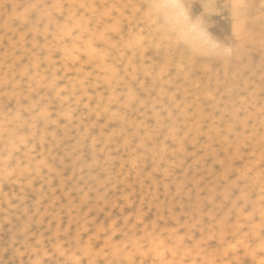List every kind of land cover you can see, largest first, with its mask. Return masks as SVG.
<instances>
[{
    "label": "rangeland",
    "instance_id": "obj_1",
    "mask_svg": "<svg viewBox=\"0 0 264 264\" xmlns=\"http://www.w3.org/2000/svg\"><path fill=\"white\" fill-rule=\"evenodd\" d=\"M7 1L16 5L15 0ZM45 1L47 0H27L24 4L44 3ZM53 1L50 0L52 3ZM85 1H91L94 5H120V2L124 0H102L104 3L101 0ZM135 2H139V0H135ZM23 11V9L18 11L10 9L6 17L17 15L18 12ZM111 11L110 8H96L93 16L98 21L101 13ZM219 13L218 10L212 13L211 19L216 20V15ZM92 26L96 30L95 24ZM108 26L110 25L105 24V27ZM40 34L39 37H44L47 34V29H42ZM100 37L101 34H97L95 39L99 40ZM228 38L232 39L231 35ZM62 39L64 36L54 37V42L60 44L62 60H55L52 50L40 58L36 54V49L17 55L14 68L17 77L9 79V82L12 83L11 88L5 87L4 91H1V88L5 86L3 80L7 78V75L4 69L3 72L0 71V137L5 138L3 132L13 120L8 117V114L3 116L2 112L9 113L13 110V108L7 110L4 105L11 99L13 92H17L15 90L17 87L20 91L26 89V94L29 93L27 83L38 91L49 90L50 95L54 94L57 97L54 96L52 102L63 103L61 98L63 93L61 92L65 88L63 84L65 79L64 76L58 75V68L69 60L71 65L76 66V70L81 72L82 64L73 61L74 58L70 55L73 54V51L70 49L74 48L71 42ZM8 40L9 38H7ZM40 44L49 47L48 43L40 42ZM102 49L109 57L110 49L103 48V46ZM262 55L264 53L261 52L257 40L248 51L247 60L241 63L238 68L227 70V72L225 69L220 73L217 69L215 73H209L211 77L208 73L201 72L190 80L179 76V80L172 84L171 88L164 87V94H161L160 87H151V91L148 90L146 96L147 101L144 104L136 103L137 114H133L130 109L133 105L129 104L127 100L121 102L118 93H111L113 89L106 88V98L110 99V104L113 107V109L109 107L108 117L114 122L119 120L120 127L124 122L123 130L127 131L124 138L118 133H113L116 125L114 122L105 129L95 128V125H99L103 121L102 114H99L91 132L87 136L85 133V136L90 137V140L86 141L85 138L81 145L82 148L76 149L75 143H79L77 133L61 141H58L57 134L65 125L69 126L72 119H67L62 114L52 117L47 107L45 109L48 111L47 118L40 124L38 132L32 133L35 139L28 145V148L13 153L9 148H5V145H0V148H5L4 155L0 157V183L3 184L0 186V261L3 264H35V260L40 259V262L48 260L61 264L62 260L82 259L83 256L77 252V249L73 250L69 244L68 249H64L66 254L63 256L61 254L53 255L51 251H48L55 247L53 237L57 236L58 232L66 239L75 235L78 240L82 238L87 242L92 238L97 244H100V248L96 249L95 254L91 256L93 264H99L100 261L111 264L113 259L126 260L129 258L135 261V264H209L204 259L206 256H211V264L216 261H219L220 264H231V261L234 260L242 261L244 264H256L253 262L259 257L264 258L261 255L258 229L251 236L253 240L251 243H254L251 251L245 254H240L239 251L230 252L228 247L223 246L219 238L216 240L211 254L207 251L209 246L197 247L195 251L189 250L192 246H186L185 250L180 251L178 255H167L166 257L163 250L161 255L150 253L147 249H142V254L133 252L131 249L126 253L123 252L126 244L145 237H152V235L143 234V229L151 225L152 222H159L158 229L160 230L161 224L167 220L165 217H171L172 206L176 207L174 211L178 219L181 220L183 229L186 227L185 224L193 226V230L184 229L179 232V236H172L174 240L185 236L191 237L194 231L209 227L211 222L220 223L231 214L233 205L229 204L230 191L226 190L222 184V172L218 164L225 158H233V154L229 151L226 132L229 130L228 125L233 122L241 110L237 112L235 108L229 107V113L224 117L222 112H216L217 109L208 104V102L217 99V97L212 99L208 95V90L211 87L217 88L220 99L227 101L229 94H233L240 88L245 100L239 101H244V106L249 109L247 112L249 115L257 117L261 107L260 80L264 75L261 72ZM113 57H115L114 52L109 59ZM83 59L88 62L99 60L97 55L91 54L84 55ZM127 59L128 56L125 61ZM34 60H39L38 62L41 64V69L37 74H34ZM50 61L56 62V65L45 71L44 63ZM144 67L146 68V62H144ZM35 75L38 77L30 79ZM103 75L104 71H100V76ZM171 76L162 81L161 85L163 86L164 82L171 80ZM198 76H202L204 80L198 81ZM142 78L141 75V80ZM207 78L211 79L207 80ZM120 79L123 82L121 87L123 89L129 81L123 72ZM51 83H54V89H49ZM247 88L249 95H247ZM85 89L86 86L76 89L81 99V106L72 100L68 103L81 115L84 114L88 97ZM122 95L126 96L127 91H122ZM163 96L167 101L169 98L171 101L176 98V103L173 101L175 105H165ZM49 102L48 99L43 106L48 105ZM185 102L187 104L183 105ZM35 104L37 103L35 102ZM185 106L188 108L182 111ZM254 106L259 108L258 112L251 110ZM195 109H201L200 111L205 114L212 117L218 116L222 120L221 133L214 137L217 139L216 145L211 141L202 143L201 137L194 138L195 131L201 128L200 125L202 126L200 131L211 134L208 130L209 125L206 124L209 120L202 123L198 115L192 113L193 110L196 111ZM118 113H120V118L116 119L115 115ZM253 126L257 129L256 139L252 142L249 150L244 153L246 159L243 160V165L237 164L236 168L244 166L251 170V177L247 185H241V187H247L250 193L255 192L253 203L259 206L260 177L264 169L261 168V136L258 131L260 127L258 118H254ZM106 132H108L109 138H104L103 134ZM139 133L143 134L141 138L136 137ZM174 138L177 140L172 142ZM45 140L50 143L49 146L44 144ZM163 140L172 143V147L168 144L160 145ZM179 140H184L183 147L180 144L181 152H176L173 156L172 153L177 149L175 143ZM155 145L156 147H154ZM220 147L222 150L217 153L216 150ZM149 148L150 151H148ZM182 152H185L183 158ZM178 156L179 162L175 164ZM13 158L17 162L16 165L11 168L7 167ZM53 160L56 161V165H51ZM138 162L140 177L139 175L137 177L133 168L134 164ZM21 169L26 175L21 173ZM184 169L189 170L192 180L191 187L187 186L182 178ZM140 180L149 187V190L139 184ZM170 180H175V185L172 187L163 185ZM213 187L217 189L214 190L216 191L214 193H212ZM30 189L38 190L42 194L32 198L30 195L33 192H31L21 200L22 197L19 194L26 193ZM209 196H212V199ZM83 199H86L87 202L85 203ZM195 199L194 205H186L189 200L194 201ZM232 200L234 203L235 197H232ZM20 202L26 209L17 208ZM160 202H164L166 205L164 213L159 209ZM183 207L188 208L183 210ZM15 211H19L13 217L15 224L6 221V214ZM206 220L208 223L205 222ZM30 223H32L31 233L27 235L23 233L21 237L14 233L16 224L19 229L20 226ZM178 225V221L175 220L171 226L164 229V232L171 234L174 230L181 229ZM104 232H107L108 235L103 236ZM33 235L36 237V242L40 244L39 250L35 247V243L29 245V239ZM207 235L218 236L219 234L213 231ZM113 237H119V239H113ZM134 237L136 238L134 239ZM105 240L109 243L113 242V251L118 253L114 258L111 257V253L102 251L104 247L102 241ZM232 243L234 244L235 241ZM42 251L45 252L42 253ZM9 257L12 258L9 259Z\"/></svg>",
    "mask_w": 264,
    "mask_h": 264
},
{
    "label": "snow or ice",
    "instance_id": "obj_2",
    "mask_svg": "<svg viewBox=\"0 0 264 264\" xmlns=\"http://www.w3.org/2000/svg\"><path fill=\"white\" fill-rule=\"evenodd\" d=\"M172 9L176 10L177 19L181 21V27L177 31L172 21L167 16L153 15L154 0H139V2L125 3L120 5H84L52 3L50 0L44 3H29L21 5H3L5 9H23L17 15L11 16L14 24L20 25L22 29H30L31 32L40 34L42 29L51 30L58 36H66L68 33L75 35L85 27V21L80 19L77 27L75 17L88 8L112 9L111 12L101 13L99 20L94 17L86 22L87 28L91 29L95 24L96 31L103 32L99 40L95 41L97 46L110 49L111 52L125 56H131L127 69L117 66L114 69V77L119 78L123 72L129 83L125 84L127 95H121L120 100H127L129 104L135 105L139 102L141 95L150 87H160L161 94H164V87L161 82L171 76L173 72L182 76L185 80L196 77L199 73H215L217 69L223 71L238 68L248 58V51L253 44L259 42L261 52L264 53V0H229L223 3L222 0H205L196 6V0H169ZM220 11L231 13L233 19L234 36L228 43L218 41L208 31L211 14ZM105 24L110 26L105 27ZM92 35L85 33V38ZM70 38V37H69ZM114 41V42H112ZM150 51L157 54L158 62L154 65L144 67V57ZM261 72L264 73V55L261 58ZM143 75V80H141ZM115 82V80H114ZM8 87H11L8 85ZM19 91V87L15 89ZM261 107L257 117L249 115L241 109L226 132L229 151L233 154L232 159L225 158L218 164L222 172L221 181L226 190L230 191L229 204H232L231 214L226 220L220 223L211 222L209 227L203 230L194 231L191 237L185 236L179 240L172 239V236H179L183 228L160 233L157 230L151 238L145 237L139 241L126 244L123 252L130 249L133 252L141 253L142 249L150 253L161 255L162 250L167 255H178L185 250L186 246H192L189 250L195 251L197 247L211 246L219 238L223 244L228 245L230 252L244 250L249 245V240L258 229L261 255L264 256V171L260 177V199L259 209L253 203L255 192H249L247 185L251 177V170L237 164L243 165L246 153L252 142L256 139L257 129L253 126L254 118L260 122L259 133L261 136V168L264 169V75L260 80ZM18 105H28V99L21 93ZM13 115V120L3 132L5 142L12 145L13 153L28 148L38 132L40 124L47 118V114L41 109V105L35 108L18 107ZM242 118V119H241ZM7 154V149H6ZM13 158L7 165L11 168L16 165ZM21 173L23 170L21 169ZM26 175V173H23ZM232 197H235L233 203ZM206 223L207 220L205 221ZM258 222V223H257ZM199 227V226H198ZM215 231L218 236H208ZM32 232V227L25 225L24 233ZM103 236L108 233L104 232ZM119 239V237H113ZM235 241L233 244L232 242ZM55 247L48 249L53 255L66 253L69 241L62 235L53 237ZM35 243L39 250L40 244L36 242L33 235L29 239V245ZM77 248V252L83 256L82 259L71 261L62 260L61 264H93L91 256L95 250L100 248L94 239L90 238L85 242L82 238L71 241ZM102 251L117 255L113 251V245L108 241H102ZM118 248V246H116ZM70 251V249H69ZM122 254V253H120ZM142 254V253H141ZM36 264H56L55 261H37ZM99 264H105L100 261ZM111 264H135L129 259H113ZM213 264H220L219 261ZM231 264H244L239 260L231 261ZM264 264V259L260 261Z\"/></svg>",
    "mask_w": 264,
    "mask_h": 264
},
{
    "label": "bare ground",
    "instance_id": "obj_3",
    "mask_svg": "<svg viewBox=\"0 0 264 264\" xmlns=\"http://www.w3.org/2000/svg\"><path fill=\"white\" fill-rule=\"evenodd\" d=\"M25 1L27 0H15V4L16 5H21L24 4ZM47 2V1H45ZM102 3H104V1L101 0ZM135 2V0H124L121 1L120 4H125V3H133ZM223 3H228L229 0L223 1ZM53 3H67V4H84V5H94L91 1H85V0H54ZM90 3V4H89ZM199 3H203V0H196V6L198 7ZM13 5V3L11 1H7V0H0V71L3 72V69L6 72L7 78H4L3 83L5 84V86H3L1 88V91H4V88H11L8 87V85L11 86L12 83L9 82L10 78H16L17 75L15 74V59L16 56L23 53H26L28 51H33V49H36V54L37 56L40 58L42 55L46 54L47 52L52 50L53 53V58L55 60H62V50H60V44H57L54 42V37H59L58 35H56L54 32H52L51 34L50 31L47 29V34L44 35V37H39L41 34L37 35L34 32H31L30 29L24 28L22 29L20 25L17 24H13L11 17L8 16L6 17V15L9 13L10 9H5L3 7V5ZM96 9V8H95ZM94 8H88L85 9L84 12H82L80 14V17H75V9H73V16L75 19V24L72 27H77L80 24V19L83 18L85 21V27L78 33H76L75 35H72L71 33H68L66 36H64V41H69L71 42V45L73 46L74 49H70L71 51H73V54H70L74 60L73 61H77V63L82 64V71L78 72L76 69V66L71 65V63L68 62L67 63H62L61 67L58 68V75H61L62 77L64 76L63 80V84L65 85V88L63 89V91L61 93H63V96H61L63 103L60 104L59 102L55 101L52 102L53 97L55 96L50 95L49 90H42V91H38L34 86H31L30 84L27 83V87L29 88V90H27L29 93L26 94L25 91L26 89L23 90H19L17 92H13L12 97L10 100H8L5 105L4 108L6 107L7 110H10L11 108H13V110L9 113H6L5 111H3L2 113L4 114L3 116H5L6 114H8V117H10L11 119L13 118L12 113L15 112V110L18 107H25V105H18L17 101L20 98L21 93H23V95L28 99V105H26V107H37V105H41V109L44 113H48L47 107L49 108L52 117H57L59 114L65 115V117L67 119H72L71 120V124L65 125L59 132H57L58 134V141H61L63 139H65L66 137H71L73 136L74 133H77L78 136V142L79 143H75V148H82L81 145L84 142L85 138L86 141L90 140V137H86L92 130L93 125L95 124V121L97 120L96 117L99 114H102V118L103 121L101 124L99 125H95L94 127H101V128H107L109 127V125L114 122L113 119L108 117V113L110 111V108L113 109L112 105L110 104V99L106 98L105 95V90L106 88H112L113 92L118 93L119 97L122 95V91H125L126 88L121 89L122 87V80L120 79L122 77V73L120 75L119 78H115L114 77V69H117V66H121L124 69H127L128 63L131 59V56H128L127 61H125L126 56L123 55L122 53L117 54L115 53V57L109 59V57L111 56L112 52L110 53L109 57L107 56V53L105 52L104 49H102V46H97L95 41H97V39H95L97 34H102L103 32V28L101 32H96L95 27L92 26L91 29L87 28L86 26V22L88 20H91L94 18L93 13L95 11ZM220 13L219 14H215L216 15V20L214 19V21L212 19H210L209 21V27H208V31L211 33V35L213 37H215L218 41L223 42V43H228L230 42L232 39L228 38L231 35V38H233L234 36V31H233V25L234 22L232 20L231 17V13L227 12V11H220L218 10ZM86 32H91L92 35H89L87 38H85V33ZM18 33V34H17ZM10 34H12V36H10ZM70 37V38H69ZM7 38H9V40L7 41ZM40 42L42 43H48L49 47L47 46H43L40 44ZM65 46V44H64ZM66 47V46H65ZM62 48V45H61ZM105 48V47H103ZM3 54V55H2ZM87 54H91V55H97L99 60H97V62H91V61H84L85 59H83L84 55ZM144 62H146V68L149 65H154L158 62V58H157V54L154 51H150L148 53L147 56H145L144 58ZM39 60H34V74H37L40 69H41V64L38 62ZM76 63L74 62V65ZM53 65H56V62L54 61H50V62H45L44 63V68L45 71L50 70L52 68ZM73 66V67H72ZM100 71H104V75L100 76ZM227 72V69L225 70ZM218 72L220 73L221 71L218 70ZM66 74V75H64ZM68 74V75H67ZM208 75L210 76V74L208 73ZM143 76V75H142ZM179 76L177 73H173V75L170 77L171 80H168L166 82H164L163 86H165L166 88H171L170 86L174 83L177 82V80H179ZM38 76L35 75V77H31L32 78H37ZM211 77V76H210ZM198 81L202 82V80H204V78L202 76H198L197 77ZM211 78H207V80H210ZM115 80V82H114ZM143 80V78H142ZM86 86L85 92L88 93V97L85 103V109H84V114H80V112H78V110H76L74 107L68 105L69 101L72 100L75 104H78L79 106H81V99L78 96V93L76 92L77 87H83ZM49 89H54V83H51L49 85ZM122 90V91H121ZM149 91H151V87L148 89ZM148 90L146 92H144L139 100L140 104H144L147 99L146 96L148 95ZM248 90V88H247ZM110 93V94H111ZM208 95L214 99L217 97L216 100H212V102H208V104L213 105L215 109H217L216 112H222V114L227 115L229 113V107H233L238 111H240L241 109H244L246 112H249V109L247 107L244 106V101H239V100H245L244 96L242 95V93L240 92V88L238 90H235V92H233V94H229L228 99H226L227 101H224L225 99H220L219 95V91L217 90V88L215 87H211L208 90ZM247 95H249V90ZM56 97V96H55ZM57 98V97H56ZM49 99V104L46 106H43L46 101ZM121 102H123L122 100H120ZM173 101L176 103L177 99L174 98ZM171 101V99L169 98L168 101L167 99L164 98L163 96V103L166 105L168 104V106H174L175 103ZM35 102L37 104H35ZM35 104V105H34ZM187 102H185L183 105H186ZM31 105V106H30ZM180 105V104H179ZM110 107V108H109ZM137 105H133L130 109L133 112V114H137V110H136ZM188 108V106H185L184 109L182 111H185ZM254 110L255 112L259 111V108L257 106H254L251 108V110ZM101 110V111H100ZM196 111H192L193 114H197L199 120L202 123H205L209 120L208 124V130H210L211 134L209 135L208 132H203L200 131V129L202 128V126L200 125V129L196 130L194 133V138L198 139V138H202V143L203 142H214L216 145V141L217 139H215L214 137H217L220 135L221 130H222V120L218 118V116L216 117H212L211 115L205 114L204 112L200 111L201 109H195ZM228 111V112H227ZM116 119L120 118V113L115 115ZM115 128L113 129V133L116 134L118 133L119 135L122 136V138H124V136L127 135V131L123 130V126H124V122L122 127L119 126V120H117L116 122H114ZM231 124V123H230ZM230 124L228 125V127L230 126ZM1 132V131H0ZM86 133V136H85ZM142 133H139L138 135H136V137L141 138L142 137ZM104 138H109L108 132L103 134ZM0 145L4 146L5 148H9L10 151H12V145L10 143L5 142V138L0 137ZM177 139L174 138L175 142ZM44 144L46 146H49L50 143L45 140ZM162 144H168L172 147V143H169L167 140H163L160 145ZM184 144V140H179L177 141V143H175V147L177 146V149L175 150L174 153H172L173 156H175L176 152H181V147L179 145ZM157 145V144H156ZM156 145L154 147H156ZM152 147V146H151ZM4 148V149H5ZM4 149L3 147L0 148V157L4 155ZM183 149V148H182ZM151 149L149 148L148 151H150ZM222 150V147H220V149L216 150V152H220ZM148 153V152H147ZM185 152H182V158L184 157ZM180 156V155H179ZM179 156L176 158L175 160V164H177L176 162H179ZM56 161L53 160L51 162V165H56ZM139 162L135 163L133 168H134V172L135 174L139 175L140 177V171H139ZM183 180L185 181L187 186H190L191 183V176L189 173V170L184 169L183 171ZM176 181L175 180H170V182L168 183H164L163 185L167 186V187H172V185H175ZM139 184H141L142 187H144L146 190H149V187L146 186L141 180L139 182ZM217 184V183H216ZM3 184L0 183V186H2ZM214 189L212 190V193L216 192L214 190L216 187H213ZM31 192H33L30 196L32 198H36L39 195H41L42 193L39 192L38 190H34V189H30L29 191H27L26 193H20L19 195L22 197L21 200H23V198H26ZM191 192V191H190ZM211 194V192H210ZM260 194V193H259ZM210 199H212V196H209ZM196 199L197 196H196ZM196 199L194 201L189 200L188 206L194 205V203L196 202ZM83 201L86 203L87 200L83 199ZM22 202H20V204L17 205V208L21 209H26V207H23L21 205ZM160 206L159 209L162 213H164V209H165V204L164 202H160ZM256 209H259V206L255 205ZM188 208V207H187ZM187 208L183 207V210H187ZM176 209L175 206H172V212H171V217H165L167 220H164V223L161 224V229L159 230L158 227L159 222H152L151 225L146 226L143 229V234H148V235H152L153 233H156L157 230H159V232L157 234L163 233L165 230V228H168L169 226H171L173 224V222L175 220L178 221V227L179 228H183V224L181 223V220L178 219V217L176 216V212L174 211ZM19 212V211H18ZM18 212H12L9 214H6L7 216H5L6 221L8 222H12L13 224H15V222L13 221V217L14 214H17ZM124 216V215H122ZM9 217V218H8ZM28 226L32 227V223L28 224ZM185 230L190 231L193 230V226L191 225H186L185 224ZM14 233L21 237V234L24 233V225L21 227H19L16 224L15 229H14ZM59 235V232H58ZM136 237H134L135 239ZM67 240L69 241V245L71 246V248L74 250L76 247H74L71 243V241L73 240H78L77 237L75 235L67 238ZM251 241L253 242L252 238H250L249 240V245L250 247L244 249V250H239L240 254H245L249 251H251L252 246L254 245V243H251ZM234 242V241H233ZM110 244L113 245V242H110ZM216 244L212 243L211 246H209L207 248V251L211 254V251L213 249V246ZM224 247H228L227 244H223ZM77 249V248H76ZM45 251H42V253H44ZM46 255V254H44ZM76 257V256H74ZM111 257L114 258V255L111 254ZM12 257H9V259H11ZM211 256H206L204 259L205 261L209 262V264L212 263L211 261ZM264 259L262 257H259L255 262L256 264H260V261ZM37 261H41L40 259H36L35 260V264ZM0 264H3L2 261H0Z\"/></svg>",
    "mask_w": 264,
    "mask_h": 264
},
{
    "label": "clouds",
    "instance_id": "obj_4",
    "mask_svg": "<svg viewBox=\"0 0 264 264\" xmlns=\"http://www.w3.org/2000/svg\"><path fill=\"white\" fill-rule=\"evenodd\" d=\"M152 13L156 16L169 17L177 31H179L181 27V21L177 19L176 10L172 9L169 0H154Z\"/></svg>",
    "mask_w": 264,
    "mask_h": 264
}]
</instances>
